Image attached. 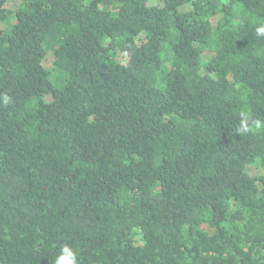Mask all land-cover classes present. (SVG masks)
Returning a JSON list of instances; mask_svg holds the SVG:
<instances>
[{"label":"trees","instance_id":"obj_1","mask_svg":"<svg viewBox=\"0 0 264 264\" xmlns=\"http://www.w3.org/2000/svg\"><path fill=\"white\" fill-rule=\"evenodd\" d=\"M8 1L0 264H264V0Z\"/></svg>","mask_w":264,"mask_h":264},{"label":"clouds","instance_id":"obj_2","mask_svg":"<svg viewBox=\"0 0 264 264\" xmlns=\"http://www.w3.org/2000/svg\"><path fill=\"white\" fill-rule=\"evenodd\" d=\"M257 35L264 36V26L258 27L256 29ZM0 101L7 105L10 101V97L3 95L0 97ZM249 117L247 114H242V119L240 120V126L237 131L240 134H247L253 130H259L264 127V121L256 119L253 123H249ZM54 264H77L76 253L73 251L72 247L65 244L61 247L59 255L55 258Z\"/></svg>","mask_w":264,"mask_h":264},{"label":"rangeland","instance_id":"obj_3","mask_svg":"<svg viewBox=\"0 0 264 264\" xmlns=\"http://www.w3.org/2000/svg\"><path fill=\"white\" fill-rule=\"evenodd\" d=\"M152 2L156 3V2H159V0H152ZM17 5V0H10L8 1L7 3V6L11 9H14V7H16ZM5 24H0V29H3L5 28ZM52 60V56L51 55H47L44 62L46 65H49L50 61ZM248 172L251 174V175H255V174H258L260 173V169L259 168H256V167H252L250 166L248 168Z\"/></svg>","mask_w":264,"mask_h":264}]
</instances>
